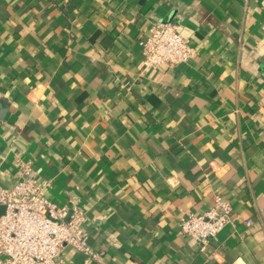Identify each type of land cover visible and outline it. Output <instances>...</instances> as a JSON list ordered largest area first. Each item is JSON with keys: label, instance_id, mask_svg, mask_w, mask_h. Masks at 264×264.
<instances>
[{"label": "crops", "instance_id": "1", "mask_svg": "<svg viewBox=\"0 0 264 264\" xmlns=\"http://www.w3.org/2000/svg\"><path fill=\"white\" fill-rule=\"evenodd\" d=\"M157 23L197 57L145 71ZM22 164L87 216L101 260L67 264H264V0H0L2 187ZM216 196L201 253L179 221Z\"/></svg>", "mask_w": 264, "mask_h": 264}, {"label": "built area", "instance_id": "2", "mask_svg": "<svg viewBox=\"0 0 264 264\" xmlns=\"http://www.w3.org/2000/svg\"><path fill=\"white\" fill-rule=\"evenodd\" d=\"M145 71L187 65L197 50L176 26L157 23L140 43ZM126 88V87H124ZM233 207L216 196L203 215L180 219L181 233L205 253L209 245L231 224ZM87 216L75 204L56 205L30 165L22 164L18 181L11 188L0 182V264H67L66 250L101 260L90 244Z\"/></svg>", "mask_w": 264, "mask_h": 264}]
</instances>
